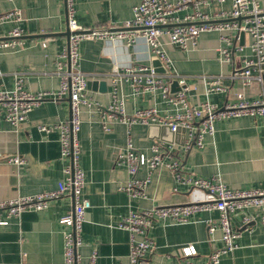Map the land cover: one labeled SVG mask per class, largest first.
<instances>
[{
    "label": "crops",
    "instance_id": "crops-1",
    "mask_svg": "<svg viewBox=\"0 0 264 264\" xmlns=\"http://www.w3.org/2000/svg\"><path fill=\"white\" fill-rule=\"evenodd\" d=\"M141 0H75V19L88 29L120 30L124 22L133 17V8ZM172 3L179 0H168ZM264 8V0H258ZM20 11L23 20L17 24L23 30V45L19 50L0 49V90H13L19 86L24 92H56L60 79L57 63L67 38L65 0H0V15ZM230 10V3L218 4L208 0L200 11L211 21H219L220 13ZM191 7L178 12L183 18ZM16 24L1 26L5 34ZM165 41V38L162 39ZM41 43H45L42 47ZM249 38L244 35L242 52L233 50L230 61H221L218 49L224 46L216 32L202 33L195 45L183 50L165 45L171 60V72L187 77L194 87L188 93L190 104L204 98L201 76L222 75L226 92L209 96L211 103L222 107L242 91L238 80L230 76L241 67L242 57L250 55ZM150 52L143 41L128 45L125 40H84L79 45V69L90 82H105L106 91L98 85L87 89L86 98L91 107H81V125L77 134L80 147L78 162L84 173V196L90 201L81 232V245L75 250L76 264H130L129 233L120 223L129 210H144L156 206L182 205L204 202L207 194L197 189L176 184L175 174L209 179L218 176L230 189L264 190V117H240L215 123L213 137H205L202 149L162 154V164L150 174L144 196L130 198L123 190L130 179L125 168L116 167L118 152L125 147L128 137L136 149L150 155L154 141L168 145L173 137L161 126H126L118 118L112 119L110 130L102 128L107 107L116 98L124 97V112L131 116L139 109L161 108L159 94H132L128 83L112 80L115 68L125 74L128 65L152 67ZM63 65V69H65ZM159 74V73H158ZM255 74V73H254ZM123 77V76H122ZM172 84V83H171ZM171 87V85H170ZM177 89L178 85L176 86ZM171 90V89H170ZM176 92V91H175ZM246 100L264 96V83L254 81L244 90ZM70 115L67 95L60 100H46L34 107L17 133L0 121V201L28 197L55 191L65 179L67 161L61 158L58 126ZM51 128L49 132L39 127ZM19 156L24 165L17 168L7 159ZM168 166H175L171 171ZM142 168L136 174L139 180L149 173ZM71 197L50 200L41 211H26L0 226V264H61L63 235L69 227L59 220L73 213ZM191 222L184 225L155 223L148 232L154 251L147 255V264H178L179 249L193 245L194 264H206L208 254L221 246L220 231L209 234L205 221L218 219L216 211L197 212ZM240 216L233 219L239 225ZM240 231V230H239ZM92 255L94 256L91 261ZM219 264H264V231L255 224L251 231H240L236 248L221 256Z\"/></svg>",
    "mask_w": 264,
    "mask_h": 264
},
{
    "label": "built area",
    "instance_id": "built-area-1",
    "mask_svg": "<svg viewBox=\"0 0 264 264\" xmlns=\"http://www.w3.org/2000/svg\"><path fill=\"white\" fill-rule=\"evenodd\" d=\"M207 1L179 0L172 3L168 0H141L133 8L132 19L124 22L122 29L99 30L80 27L75 19V0H65L67 30L70 36L59 55L61 59H65V63H57L59 89L56 92L35 94L24 92L19 86L13 90H0V121L7 123L14 133L18 132L34 107L46 100H60L67 95L70 102L69 119L57 127L61 158L67 161L65 179L58 184L55 191L0 201V226L7 225L10 219L17 218L26 211L45 209L50 200L63 196L71 197L74 203L73 213L59 220V223L70 228L63 235L61 264H76L75 250L81 245L82 226L86 212L91 207L90 201L83 193L85 179L78 162L80 147L77 140L81 125V107L92 105L86 98L89 77L80 71L78 65L79 45L84 40H125L128 45L143 41L151 58L158 60L165 71L158 74L153 68L131 64L126 67L125 74H121L118 68L114 70L116 77L112 82L124 80L133 95L159 94L162 109H139L133 115L126 116L124 97L116 98L114 94V101L106 109L108 114L103 116V130L109 131L112 119L120 118L128 127L135 124L161 126L168 128L173 134V139L168 145L154 141L149 147V156L136 149L128 137L125 147L118 152L114 163L116 167L125 168L130 176L123 188L130 198L144 196V188L150 182V174L162 164L161 157L166 148L172 153L187 152L193 148L202 149L205 146V137H213L217 121L264 117V96L248 101L244 95V90L254 81L264 83V8L259 6L258 0H211L218 4L230 3V10L220 13L216 18L219 21L214 22L200 11ZM188 7H191L192 13L184 15L183 18L177 16L178 12ZM22 20V14L17 10L0 15V28L5 24H16L5 34H2L0 29V49L16 51L24 47L21 40L24 33L17 25ZM209 32L220 35L224 46L217 51L219 59L224 62L230 61L233 50L242 52L243 47L238 45L241 32L249 38L247 47L250 55L242 57L241 67L234 69L230 76L240 82L242 91L237 92L235 99L226 102L222 107L211 103L209 96L226 92L223 76H201L204 98L196 104H190L188 93L194 85L187 82V77L171 72V60L165 50V45L187 50L189 46L195 45L200 34ZM41 46L44 47L45 43H41ZM174 81L179 89L171 92L170 85ZM50 130L52 129L46 126L39 127L42 132ZM7 162L17 168L24 165V160L19 156L10 157ZM168 167L171 171L177 169L175 166ZM142 168H146L149 175L139 180L136 174ZM175 178L179 186L206 192L207 199L204 202L129 210L119 225L129 233L130 264H147V255L154 251L148 232L155 223L184 225L191 222L192 216L197 212L218 213L216 222L205 221L210 235L216 230L220 231L221 242L219 248L208 254L206 264H219L222 255L233 251L241 230L251 231L253 226L258 224L264 231V190L230 189L218 176L205 179L175 174ZM237 215L240 216L239 225L234 227L233 219ZM194 255L196 249L193 245L181 247L178 264H194ZM93 258L92 255L91 261Z\"/></svg>",
    "mask_w": 264,
    "mask_h": 264
},
{
    "label": "water",
    "instance_id": "water-1",
    "mask_svg": "<svg viewBox=\"0 0 264 264\" xmlns=\"http://www.w3.org/2000/svg\"><path fill=\"white\" fill-rule=\"evenodd\" d=\"M66 38H67V42H68V39H69V36H70V33H69V31L68 30H66L64 33H62ZM239 37H240V44H243V38H244V33H240L239 34ZM152 67H153V70H154V72H156V73H159V74H163L165 71H164V69L161 67V64H160V62L158 61V60H153L152 61ZM96 85H98V90L99 91H101V92H105L106 91V83L105 82H100V83H96V82H90V81H88L87 82V89H90L91 87H94V86H96ZM176 86H177V82L176 81H174V82H172V84H171V87H170V89H171V92H175V91H177L178 89L176 88ZM69 104H70V102H69ZM166 128V127H165ZM168 129V128H167ZM169 130V129H168ZM170 131V130H169ZM171 133V132H170ZM171 135H172V137H173V134L171 133Z\"/></svg>",
    "mask_w": 264,
    "mask_h": 264
}]
</instances>
